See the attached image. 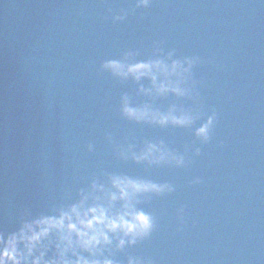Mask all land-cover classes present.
<instances>
[{
  "label": "water",
  "instance_id": "1",
  "mask_svg": "<svg viewBox=\"0 0 264 264\" xmlns=\"http://www.w3.org/2000/svg\"><path fill=\"white\" fill-rule=\"evenodd\" d=\"M157 61L155 85L106 67ZM114 178L150 188L111 202ZM84 197L152 221L87 260L264 264V0H0V237Z\"/></svg>",
  "mask_w": 264,
  "mask_h": 264
},
{
  "label": "clouds",
  "instance_id": "2",
  "mask_svg": "<svg viewBox=\"0 0 264 264\" xmlns=\"http://www.w3.org/2000/svg\"><path fill=\"white\" fill-rule=\"evenodd\" d=\"M107 68L112 69L116 74L127 77L133 75L137 80L144 76H150L155 85L156 76L152 75L153 68L168 74V66L160 61L149 64H136L127 66L125 71V65L118 62H113L106 65ZM182 70V65L178 62H174L171 67V72L177 74ZM183 71H187L184 69ZM169 89L161 85L159 91L161 93L168 91ZM179 93V89H174ZM129 116L139 119L146 118L148 113H137L134 110L126 109ZM169 117H160L159 123L166 124ZM175 123H185L186 120H175ZM212 121L209 120V124L199 131V135L207 138L208 128ZM156 151L155 146H150L147 155H151ZM144 158H147L145 156ZM113 186L119 189L120 197L112 194L109 199L111 202L116 201L118 198L128 201L130 199L129 189L133 193H139L141 191H148L150 186L142 185L137 182L121 180L119 178L113 179ZM95 187V186H94ZM103 191V188L98 189ZM98 199V198H97ZM88 197H84L79 205H74L70 210L61 212L59 218H42L33 222L32 224H25L19 234L11 236L5 244L3 237H0V245H4L2 251H0V264H27V258L18 251V245L24 244L25 249L29 257L33 256L37 250V246H41L42 242L46 240L53 232L58 234L59 242L57 243V252L59 254L58 260H52L50 262L44 261V253L32 261V264H101L98 260H87L77 254V249H81L88 252L90 255L95 256L99 250L111 245L112 239L110 233L115 235L118 232H123L125 236H143L152 228L151 218L143 213H131L125 211L122 214L111 215L108 208H105L102 204H96L92 207H86ZM129 205L126 203L125 208ZM75 237V239H73ZM125 241L120 240V247L124 246ZM135 243V239L132 240ZM71 252L72 255L77 256L75 262L67 259V254ZM103 264H111V261H104Z\"/></svg>",
  "mask_w": 264,
  "mask_h": 264
}]
</instances>
